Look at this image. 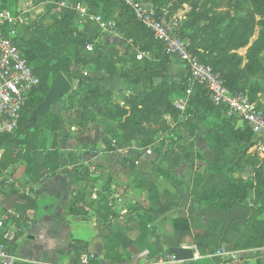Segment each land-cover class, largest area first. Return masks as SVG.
<instances>
[{
  "label": "crops",
  "instance_id": "obj_1",
  "mask_svg": "<svg viewBox=\"0 0 264 264\" xmlns=\"http://www.w3.org/2000/svg\"><path fill=\"white\" fill-rule=\"evenodd\" d=\"M142 3L148 10L167 5L166 0ZM97 4L94 9L81 5L101 16L99 23L80 21L74 11H66L93 47L92 52L80 49L83 60L75 67L105 81L79 86L73 75L71 92L51 107L50 118L36 133L1 146L2 158L10 151L0 160L1 208L13 232L11 259L5 264H81L84 255L91 256L87 264H264V247L237 251L234 260L206 252L232 246L252 217L250 198L247 206L228 210L219 208L224 200L211 204L212 191L229 185L223 173L211 172L214 131L203 125L213 119L211 113L195 109L185 125L165 115L153 143L141 147L123 143L119 119L100 112L109 101L128 110L127 100L143 90L142 83L128 82L130 77L160 74L156 84L163 80L175 86L188 73L178 57L140 30L130 12L110 1ZM175 12L187 14L185 9ZM139 53L145 54L142 60L136 59ZM90 87L98 92L90 94ZM111 140L126 157L114 153ZM86 177L101 192L96 202L77 201ZM114 193L119 200L109 207L106 196ZM198 240L206 249L197 247ZM170 248L190 249L193 259L177 262Z\"/></svg>",
  "mask_w": 264,
  "mask_h": 264
},
{
  "label": "trees",
  "instance_id": "obj_2",
  "mask_svg": "<svg viewBox=\"0 0 264 264\" xmlns=\"http://www.w3.org/2000/svg\"><path fill=\"white\" fill-rule=\"evenodd\" d=\"M98 1L103 0H75V2L93 9L98 6ZM105 1L116 3L120 5L122 9L130 12L120 0ZM199 2L204 3L202 4V7H206L207 5L209 7L200 13H197V15L194 16V21L197 20L202 22L208 20L211 23L210 31L204 32L200 37L193 39L184 32L183 26L180 36L188 42L190 51L199 58L200 62L212 68L226 88L233 93H238V90L230 89L231 83L236 79L235 68L238 64L244 60H246V64L250 65L256 63V60L258 63L263 61L262 58H260L261 49H257L258 52L256 49H253L257 43H254L251 48L248 46L256 27L260 28L257 36L258 41H261V39L264 38V0H199ZM222 10L227 11L222 12ZM73 16L74 15L69 11L60 13L56 18L53 16V22L51 25H38L39 29H37L40 31L38 32L40 33L38 36L35 34L22 37L18 34L16 44L20 50L23 53L24 49L34 52V57L32 59H30L29 54H24L33 73L38 77L40 85L30 95V98L26 102L14 133L0 138V148L6 143L12 144L24 142L25 138L33 135L32 133L29 135L27 132L30 128H33V130H35L34 133H36L39 127L43 124V121L50 118V109L52 106L49 108L47 116L39 117L33 125L28 126L29 117L26 123H23L25 113L29 112L30 116L31 111L41 103L44 98L35 99L45 75L50 74L52 79H54L55 75L60 73L66 78L69 84H71L74 79V74L72 73L74 67L83 60L80 46L83 43L89 44L90 40L86 38L77 27H75L72 19ZM219 23L225 24L222 29H219ZM136 24L140 27L142 32L152 38L149 31L137 22ZM154 42L161 50H163V47L160 44L156 41ZM243 48H246L244 58L236 53L237 50ZM229 49L230 57L226 55ZM255 51L258 53V57L253 61L251 59V54L255 53ZM57 61H63L68 67V72H64V70L59 67L60 63ZM52 62L55 65H52ZM120 77L125 76L120 75ZM113 78L114 77L112 76L110 79ZM157 78H163V76L160 74H147L138 79H131V77L128 78V82L130 83L143 84V90L127 100L126 104L128 110L120 108L113 101H109L108 104L103 103L101 106V113L119 119L118 129L123 143L135 142L141 147L150 146L158 131V129L156 130V127L163 129V124L161 123L163 116L169 115L177 120L178 115L172 107L173 99H171V95L182 83L175 86H167L162 80L156 84L155 79ZM187 79L188 74L187 78L182 80L184 83L183 85H188ZM76 80L78 81L79 86L83 84H98L105 81L104 79L91 78L89 76H84L83 74L78 75ZM186 88L179 91L177 96L181 95ZM194 90L190 98L188 109L190 114L189 122L194 118L193 112L197 109L203 114L214 112V114L218 116L216 114L217 112L224 117L226 123L225 126L219 128L213 126L217 131L216 135L212 138L214 153L212 174L220 173L225 167L219 162H221L225 150L230 148V136L227 137V132L232 136L233 149L239 148L241 145H246L242 154H246L247 150L252 146L253 135L247 127H238L234 120L227 118L221 108L212 106L205 90L200 87H195ZM88 92L94 94L95 92H98V88L90 87ZM103 98L106 100V97ZM250 98L252 100L256 99V97ZM220 129L222 131H219ZM14 138L15 140L13 141ZM242 157L245 156H237L239 159L235 162V165L242 166V168L249 167L250 165L247 164V161L244 162ZM250 157L258 158L256 154L252 153ZM252 172L253 184L256 186L257 196L254 200L250 201L252 217L247 221L244 227V232L239 239L230 246V250L234 252L242 251L250 247H264V170L261 166H255L254 169H252ZM238 186L239 185L236 184V181L231 180L226 190L212 191L213 193L209 196L212 199L211 204L216 200H224L219 204V208L222 210L247 206L248 190L246 187H243V185L240 187ZM77 196V201H82L83 193L78 192ZM196 245L199 248L206 249L205 244L202 243L201 240H198ZM219 247L220 246L217 245L209 248L206 252L208 254H213Z\"/></svg>",
  "mask_w": 264,
  "mask_h": 264
},
{
  "label": "built area",
  "instance_id": "obj_3",
  "mask_svg": "<svg viewBox=\"0 0 264 264\" xmlns=\"http://www.w3.org/2000/svg\"><path fill=\"white\" fill-rule=\"evenodd\" d=\"M120 1L129 9L134 20L149 31L154 41L163 47L165 53L178 57L186 66L189 86L172 101V107L178 115V124L185 125L190 121L188 112L190 98L194 88L200 87L205 90L212 106L221 108L225 116L234 120L238 127H247L251 131L253 138L249 150L264 160V100H252L244 92H231L211 67L200 62L190 51L188 42L180 36L183 27L181 16L172 15L166 7L148 10L141 0ZM58 7L74 11L80 21L83 19L97 23L102 21L101 16L91 13L86 6L79 3L70 5L62 2ZM19 20L20 16L16 12L0 9V138L14 133L26 102L40 85L25 54L16 44ZM85 50L92 52V45H86ZM144 57L143 53L136 55L137 60ZM109 145L116 155L126 157L124 149L115 140H111ZM1 158L0 148V160ZM134 163L138 164L137 161ZM80 192L83 193L85 203L98 201L101 194L99 189L93 186L91 177L85 178ZM119 197V194L115 193L106 196L107 206L111 207ZM2 202L0 197V264H5L11 259L9 248L13 232L7 228L9 221L7 214L2 211ZM237 254L222 247L211 255L223 260H234ZM89 259L90 255L82 256L81 264H87Z\"/></svg>",
  "mask_w": 264,
  "mask_h": 264
},
{
  "label": "rangeland",
  "instance_id": "obj_4",
  "mask_svg": "<svg viewBox=\"0 0 264 264\" xmlns=\"http://www.w3.org/2000/svg\"><path fill=\"white\" fill-rule=\"evenodd\" d=\"M197 1V2H196ZM62 2L70 3V5H76L75 0H0V8H6L13 12H16L20 16L19 20V31L18 33L20 36L24 37L25 35H40V32L38 29V25L42 24L43 26L51 25L53 22V16L56 18L60 13L66 11L59 9L58 4H61ZM167 7L171 14L175 15L177 10L179 9H185L187 14H184L183 12L180 13L178 16H181L183 18L182 23L184 26V32L191 36L193 39L200 37L202 33L210 31L211 23L207 21H194V16L197 15V13H200L201 11L207 9L209 6L202 7V2H199V0H166ZM172 3V5H171ZM80 4V3H79ZM227 10H222V12H226ZM209 17V16H208ZM74 25L76 27V22L74 21V16L72 17ZM72 22V24H73ZM224 23H219V29H222L224 27ZM74 27V26H73ZM38 28V29H37ZM37 29V30H36ZM259 27H256L254 29V33L250 39L249 46L252 47V45L257 43L255 48L253 49H264V38L261 39V41H258V31ZM52 32V31H51ZM74 35V34H73ZM88 45L82 44L80 46V49H85V46ZM241 50V49H239ZM237 50V52L239 51ZM258 52V50H257ZM24 53L30 55V59L34 57V52L24 49ZM246 53V52H245ZM238 54V53H237ZM227 56L230 57V49L226 53ZM239 55V54H238ZM245 55V54H244ZM244 55H241L242 58H244ZM258 57V53L251 54V59L254 61ZM60 63L59 67L64 70V72H68V67L63 61H57ZM52 65H55L52 62ZM236 74H235V80L231 83L230 89L232 90H238L239 92H244L248 94L250 97H264V58L263 61L260 63L257 62L253 65L246 64L244 61L239 63L238 66L235 68ZM85 72L84 69H82L81 66L75 67L74 71L72 72L75 76L81 75ZM53 82V79L50 74L45 75L42 79L41 87L39 88V92L37 93L35 99H42L49 88L51 87ZM182 82L181 85H179L176 90L172 93L171 99H173L175 96L178 95L179 91L182 89L188 87L189 85H183ZM71 86V84H70ZM79 92L83 90V88H77L74 90L75 92ZM195 91V90H194ZM71 92V89L69 92L66 93L68 95ZM58 104V103H57ZM55 109L56 106H52ZM213 116V119L209 122L205 121L203 125L207 126L209 130H213L214 134L212 135V138L216 135L215 128L213 126H217L218 128L221 126H225L224 117L217 113L218 116H216L213 113H211ZM29 117V112H26L24 115V121L23 123H26L27 119ZM198 124V123H197ZM219 131H222L221 129ZM28 134L31 133L34 134L35 130L33 128H30L28 131ZM16 134V132H15ZM28 136V135H27ZM230 136V148H227L224 152L223 157L221 158V163L225 168L221 172L225 177L228 179V184H230V181H236V184L243 185V187H246L248 190V198L254 200L257 196L256 186L253 184V172L252 169L256 166H261V168L264 170V160L260 157L252 158L250 157L251 152L250 150H247L246 154H242L243 150L246 148V145H241L239 148L233 149L232 145V136L228 134L227 137ZM29 137V136H28ZM11 140V139H10ZM15 138L13 139V141ZM228 141V139H227ZM10 153V151H5L3 160L5 157ZM240 155H244L245 157H242V160L245 162L247 161V164L250 165L249 167L242 168V166H236L235 162L238 161ZM1 159V161H2ZM5 161V160H4ZM213 170V168H212ZM212 172V171H211ZM2 172L0 171V174ZM240 190V189H239ZM243 190V189H242ZM83 201V200H82ZM224 247L225 249L230 250V246L228 245H221L219 248ZM218 248V249H219ZM217 249V250H218Z\"/></svg>",
  "mask_w": 264,
  "mask_h": 264
},
{
  "label": "water",
  "instance_id": "obj_5",
  "mask_svg": "<svg viewBox=\"0 0 264 264\" xmlns=\"http://www.w3.org/2000/svg\"><path fill=\"white\" fill-rule=\"evenodd\" d=\"M70 89L71 86L66 78L62 74L57 73L42 102L31 111L28 119V126L33 125L39 117L47 116L49 108L56 105ZM168 253L177 262L193 259V251L190 249L170 248L168 249ZM227 263H229V261H227Z\"/></svg>",
  "mask_w": 264,
  "mask_h": 264
}]
</instances>
